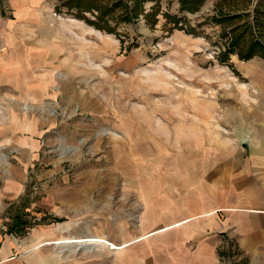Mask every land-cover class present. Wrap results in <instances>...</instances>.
Returning <instances> with one entry per match:
<instances>
[{
    "label": "rangeland",
    "instance_id": "374dc122",
    "mask_svg": "<svg viewBox=\"0 0 264 264\" xmlns=\"http://www.w3.org/2000/svg\"><path fill=\"white\" fill-rule=\"evenodd\" d=\"M257 1L0 0V264H264L152 233L203 209L260 112L264 57L232 45L264 39Z\"/></svg>",
    "mask_w": 264,
    "mask_h": 264
},
{
    "label": "crops",
    "instance_id": "0c3cea01",
    "mask_svg": "<svg viewBox=\"0 0 264 264\" xmlns=\"http://www.w3.org/2000/svg\"><path fill=\"white\" fill-rule=\"evenodd\" d=\"M263 104L260 112H256L257 117L249 132L240 138L239 145L224 147L223 159L215 168V175L212 174L213 185L208 187L203 202H197V206L203 209L183 213L179 219L157 230L196 223L200 232L209 229L221 234L226 237L228 245L234 243L246 253L249 249L257 252L264 248ZM6 184H1L0 194L7 190ZM197 257L204 258L202 253H198Z\"/></svg>",
    "mask_w": 264,
    "mask_h": 264
},
{
    "label": "trees",
    "instance_id": "16d2710c",
    "mask_svg": "<svg viewBox=\"0 0 264 264\" xmlns=\"http://www.w3.org/2000/svg\"><path fill=\"white\" fill-rule=\"evenodd\" d=\"M73 3L72 4H68L67 6L69 7V9L75 8V7H79L78 6V2H82V0H70ZM74 1H76V3H74ZM184 2L187 0H183ZM190 1V9L194 10L195 8L197 9L200 5L201 0H189ZM261 1V3H260ZM264 5V1L263 0H259L257 1L256 5H255V11L259 12L261 15H264V9L262 8V6ZM91 9V7L89 8ZM82 10V9H81ZM86 11L88 9H85ZM83 11V10H82ZM81 12V15H83V13ZM126 16H130L128 13H126ZM257 21H259V25L263 27L262 23L264 22V18H261V16L258 17V19H256ZM91 21V19H90ZM98 28L100 29H107L106 26H103L99 23H95ZM247 29L251 30V27H245L243 30L247 31ZM242 32V31H241ZM243 35L242 34H238L233 38L232 41V45H237L238 46V54L240 55V57L244 58V59H248L253 57L254 55H260L262 57H264V39L259 38L257 35H255L254 33L251 34V36L248 38L249 41H244ZM247 39V38H246ZM17 226L12 225V227H10V232L17 234V231L15 230Z\"/></svg>",
    "mask_w": 264,
    "mask_h": 264
},
{
    "label": "bare ground",
    "instance_id": "6f19581e",
    "mask_svg": "<svg viewBox=\"0 0 264 264\" xmlns=\"http://www.w3.org/2000/svg\"><path fill=\"white\" fill-rule=\"evenodd\" d=\"M160 205V204H159ZM152 209V208H151ZM158 209V208H157ZM157 212H158V210H157ZM155 213H156V211H155ZM159 213V212H158ZM157 231H159V230H157ZM156 232V231H155ZM145 237V235L144 236H142V237H139V239H142V238H144ZM61 241V240H60ZM128 244H130V243H128V242H126V243H124V245H122V246H126V245H128ZM112 248H118V247H122V246H118V245H116V244H114V243H112L111 245H110Z\"/></svg>",
    "mask_w": 264,
    "mask_h": 264
}]
</instances>
